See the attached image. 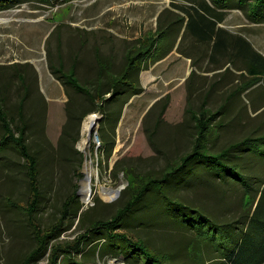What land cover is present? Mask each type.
Returning a JSON list of instances; mask_svg holds the SVG:
<instances>
[{"label": "rangeland", "instance_id": "rangeland-1", "mask_svg": "<svg viewBox=\"0 0 264 264\" xmlns=\"http://www.w3.org/2000/svg\"><path fill=\"white\" fill-rule=\"evenodd\" d=\"M259 1L264 4V0ZM201 3L202 0H0V65L10 67L13 73L29 70L32 86L36 88L38 83V89L45 96V112L42 102L38 104L44 136L39 138L31 130L29 138L41 161L42 197L35 218L44 230L62 218L64 201L76 182L74 162L66 159L60 147L70 97L65 89L67 102L58 105L59 102L50 101L44 87L51 82L57 83L28 61L47 66L52 75L51 63L56 66L63 63L66 71L77 64L78 75L86 81L95 74L97 63L108 67L111 60L118 70L126 55L142 46V40L157 37L162 27H176L170 40L162 36L152 53L145 57V68L140 73L141 91L131 97L122 116L119 117L118 104L114 105L115 121L109 123L103 117L93 131L91 143L84 122L93 113L105 114L98 108L83 120L81 137L76 144L85 158L80 202L76 203L73 216L64 222L68 229L65 227L58 238L52 239L47 254L31 264H48L55 242L74 240L95 219L113 216L130 198L127 188L133 177L137 176L135 179L140 181L147 176L160 175L191 151L198 135L196 118L202 117L201 112L212 117V112L225 103L230 109L227 116L224 110L223 114H215L211 121L215 126L224 123L220 135H209L212 149L218 150L250 134H264V74L254 76L247 62L233 61L232 46L226 55L213 57L212 43L192 36L190 29L182 38L190 13L197 15L194 8H200ZM242 4V10L222 12L224 28L230 33L229 42L232 44L234 38L243 34L264 55V22L257 23L249 18L259 2L243 0ZM189 55L192 61L188 60ZM15 81L20 84L18 77ZM237 89L239 91L231 97ZM19 91L14 88L7 102L10 113L16 114ZM39 113L31 107L30 123L36 121ZM104 125L115 137L110 158L100 151ZM252 145L253 150L258 151ZM255 155L264 157V150ZM87 165L93 171L92 190L88 195L82 191ZM195 169L199 171L201 167L195 166ZM200 173L195 177L199 179ZM202 185L203 182L183 190L173 185L172 188L174 195L182 192L183 198L191 203L208 204L211 212L228 210L237 215L238 211L243 212L242 191L227 192L224 187L222 192L215 189L213 183ZM122 186L124 188L114 198L103 195L105 187L116 192ZM29 194L24 158L9 149L0 155V264H21L37 246L27 211L13 204L27 205ZM156 194L151 191L131 212L126 231L160 247L162 252L171 255V261L172 257L173 261L182 258L194 264L188 244L192 234L169 220ZM251 199L246 197L244 205H250ZM197 254L203 257L199 251ZM99 255L100 249L95 254L88 249L86 255L78 254L75 259L61 257V264L82 261L84 264H128L115 253Z\"/></svg>", "mask_w": 264, "mask_h": 264}, {"label": "trees", "instance_id": "trees-1", "mask_svg": "<svg viewBox=\"0 0 264 264\" xmlns=\"http://www.w3.org/2000/svg\"><path fill=\"white\" fill-rule=\"evenodd\" d=\"M242 1L210 0L208 2L202 0L200 8H194L200 18H196L194 13H190L182 38L185 32L190 29V32L198 36L199 39L214 42L213 57H216L218 52L227 54L230 43L228 35L224 36L223 34L227 31L225 29L217 31L215 26L211 25L216 24L217 21L211 20L208 15L216 16L218 20H222L221 15L224 13H222L223 11L218 13V9L242 10ZM258 2L256 10L251 15L249 14V18L254 22L263 23L264 4L259 0ZM167 28L162 27L157 37L152 40H142V46L137 51H131V55L127 54L118 70L115 68L116 64L109 60L108 67L101 65L102 63L99 64L101 67L86 81H82L78 75L77 64L68 71L63 68V63H60L59 66L54 63L50 64L52 73L63 83L70 97L66 107L68 118L64 124L60 147L66 159L74 162L76 182L72 192L64 201L62 218L45 230L40 227L35 218V212L42 197L41 161L29 142L31 132L38 135L39 138L44 136L45 130L40 125L42 116L38 112V104L42 102L45 112V96L38 89V83L36 88L32 86L29 81V70H16L13 73L10 67L0 65V155L9 149H14L24 158L30 197L27 205H20L18 202L13 204L27 211L37 241V246L24 258L21 264H31L32 261L47 254L51 240L60 236L66 227L64 226L65 220L73 216L76 203L80 202V181L84 177L82 168L85 158L84 153L76 147V144L81 137L83 120L99 108L105 114L103 117L108 119L109 123H113L115 118L112 108H115L114 105L117 106V104L120 108L119 117L122 116L124 107L131 97L141 91L140 73L145 68L144 63L147 61L145 57L152 53L162 36L164 39L170 40L172 37L170 34L176 31L174 26ZM235 43L231 52L233 61L241 59L247 62L254 76L264 74V55L256 50L243 35L237 36ZM15 77L19 78L20 84L15 81ZM14 88H17V91L20 90L16 114L10 113L7 107ZM237 91L239 89L235 90L231 97ZM108 94H110L109 97H107ZM36 95L38 96L35 97ZM32 106L39 115L36 121L30 123ZM205 109L203 108V110ZM201 113L202 117L196 118L198 135L191 151L177 162H173L172 167L160 175L147 176L140 181L135 179L137 176L133 177L127 188L130 198L126 203L113 216L92 221L76 239L55 242L51 248L48 264H61V257L69 260L75 259L78 254L86 255L88 249L92 250L94 254L100 249V255L115 253L128 264H188L182 258L173 261L172 257L171 261V255L168 256L166 252H162L160 247L154 246L140 236H132L130 232L126 231L131 212L151 191L157 192V197L162 200L169 220L174 224L177 223V226L182 230L192 234L188 244L190 247L189 256L193 258L194 264H264V157L255 155L256 152L264 150V134H250L235 139L218 150L212 149L209 135L217 136L224 123L215 126L211 121L215 114L224 113L227 116L230 109L225 103L221 109L212 112V117ZM101 134L103 144L100 146V151L110 158L115 148V137L111 136L106 125L102 127ZM252 144L258 148V151L253 150ZM195 166H200L201 169L197 171ZM197 172H201L199 179L195 177ZM171 182L176 189L182 190L203 182V185L213 183L214 188H218L222 192H224L222 190L224 187L227 192L242 191L243 212L238 211L239 215L228 210L220 213L211 212L212 209L209 208L211 206L191 203L183 198L182 192L174 195ZM248 196L252 198L251 204L245 206L244 199ZM213 210L218 209L213 208ZM67 227L65 230L68 229ZM197 251L203 257L210 256L203 258L197 254ZM198 257L200 259L197 261ZM78 264H84V261Z\"/></svg>", "mask_w": 264, "mask_h": 264}, {"label": "crops", "instance_id": "crops-1", "mask_svg": "<svg viewBox=\"0 0 264 264\" xmlns=\"http://www.w3.org/2000/svg\"><path fill=\"white\" fill-rule=\"evenodd\" d=\"M210 1V0H209ZM233 10V9H232ZM238 10H240V9H238ZM222 11H226V10H222V9H218V13H220V12H222ZM199 17L200 18V16L199 15H196L195 17ZM209 16V18L211 19V20H216L217 21V23L216 24H211L212 26H215V28H216V30L218 31L219 29H225L224 28V25H223V22L225 21V19H224V14H222L221 15V17L223 18L222 20H218L217 19V17L216 16H210V15H208ZM202 19V18H201ZM204 20L207 22V20L204 18ZM226 30V29H225ZM227 31V30H226ZM192 34V36H194V37H196V38H198L199 39V37L198 36H196L195 34H193V33H191ZM223 34H224V36L227 34L228 35V39H229V36H230V33L229 32H227V33H225V32H223ZM232 35H234V34H232ZM236 35V34H235ZM241 35H243V34H241ZM244 36V35H243ZM234 37V36H233ZM203 41V40H202ZM203 42H206V41H203ZM236 42V38H234V41L232 42V44L230 43L229 44V48L232 46V49H233V46L236 44L235 43ZM212 43V49H213V44H214V42H211ZM222 53L221 52H218L217 54H216V56H218V55H221ZM224 54V53H223ZM226 55V54H225ZM188 60L189 61H192V57L189 55V58H188ZM28 62H30V63H33V65H35L37 68V70L38 71H41V72H43V73H48V75L52 78V80L54 81V82H56L57 83V85L56 84H54V83H49V86L48 87H44V92L46 93V95H47V98L50 100V101H55V102H59L60 104H58V105H61V103H64V102H67V94H66V92H65V86H63L62 84H61V82H60V80L58 79L57 80V78L54 76V74L52 75L51 73H50V70H49V68L47 67V66H40L36 61H34V60H29ZM99 65H98V63H97V66H96V71H97V69L99 68L98 67ZM67 91V90H66Z\"/></svg>", "mask_w": 264, "mask_h": 264}, {"label": "bare ground", "instance_id": "bare-ground-1", "mask_svg": "<svg viewBox=\"0 0 264 264\" xmlns=\"http://www.w3.org/2000/svg\"><path fill=\"white\" fill-rule=\"evenodd\" d=\"M99 126V114L97 113H93L89 116L88 119L85 120L84 122V130L86 132H90L92 131L93 128H97ZM88 136V135H87ZM85 138V137H84ZM87 140V139H86ZM86 140H84V142H86ZM85 145V144H84ZM83 145V146H84ZM91 147V146H90ZM90 162V160H89ZM87 169V177L84 179L83 181V187H82V191L83 193L87 194L90 191V186H92V177H93V171L90 170V166L87 165L86 167ZM104 188V187H103ZM116 192L113 189H108V188H104L103 189V195L106 198H114L116 196ZM118 196V195H117ZM112 264H115L114 262H112Z\"/></svg>", "mask_w": 264, "mask_h": 264}, {"label": "water", "instance_id": "water-1", "mask_svg": "<svg viewBox=\"0 0 264 264\" xmlns=\"http://www.w3.org/2000/svg\"><path fill=\"white\" fill-rule=\"evenodd\" d=\"M103 118V116H99V121H101V119ZM95 128L92 129V131L89 132L88 134V142L91 143L92 137H93V131ZM124 188V186H122L121 188H117L116 193L117 195L120 194L121 190ZM92 188L90 186V192H91ZM117 261V259H115Z\"/></svg>", "mask_w": 264, "mask_h": 264}]
</instances>
